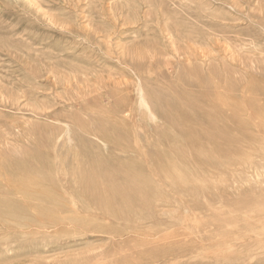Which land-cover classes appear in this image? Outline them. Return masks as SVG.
Here are the masks:
<instances>
[{
	"label": "rangeland",
	"instance_id": "374dc122",
	"mask_svg": "<svg viewBox=\"0 0 264 264\" xmlns=\"http://www.w3.org/2000/svg\"><path fill=\"white\" fill-rule=\"evenodd\" d=\"M263 182L264 0H0V264H264Z\"/></svg>",
	"mask_w": 264,
	"mask_h": 264
},
{
	"label": "bare ground",
	"instance_id": "6f19581e",
	"mask_svg": "<svg viewBox=\"0 0 264 264\" xmlns=\"http://www.w3.org/2000/svg\"><path fill=\"white\" fill-rule=\"evenodd\" d=\"M187 34H188V33H187ZM191 34H192V33H191ZM196 35H197V34H196ZM215 43H216V42H215ZM217 44H218V43H217ZM225 44H226V43H225ZM227 45H228V44H227ZM220 46H221V45H220ZM222 47H223V46H222ZM226 48H227V47H226ZM211 49H212V48H211ZM212 50H213V49H212ZM221 50H222V48H221ZM228 50H229V48H228ZM199 51H200V50H199ZM207 51H208V50H207ZM213 51H214V50H213ZM217 51H218V50H217ZM217 51H216V52H217ZM203 52H204V51H203ZM223 52H224V51H223ZM220 53H221V52H220ZM229 53H230V52H229ZM194 54H195V53H194ZM200 54H201V53H200ZM206 55H207V54H206ZM205 59H206V58H205ZM188 61H189V60H188ZM110 80H111V79H110ZM139 93H140V92H139ZM141 93H142V91H141ZM140 95H141V94H140ZM135 96H136V95H135ZM136 97H137V96H136ZM139 97H140V96H139ZM141 101H142V103L144 102V99H143L142 97H141ZM141 101H140V102H141ZM140 102L138 101L139 104H140ZM146 102H147V101H146ZM142 103H141L140 105H142ZM143 104H144V103H143ZM144 106H145V105H144ZM144 106H143V108H144ZM148 107H149V105H148ZM140 108H141V107H140ZM149 110H150V109H149ZM147 112H148V111H147ZM118 113H119V112H118ZM146 114H147V113H146ZM151 115H152V114H151ZM151 115H150V116H151ZM150 118H151V117H150ZM154 118H155V117H154ZM152 121H153V120H152ZM260 121H261V120H260ZM262 125H263V124H262ZM209 130H210V129H209ZM1 142H2V141H1ZM238 144H239V143H238ZM6 145H7V144H6ZM228 161H230V160H228ZM222 163H223V162H222ZM234 163H235V162H234ZM232 164H233V162H232ZM237 166H238V165H237ZM239 166H240V165H239ZM248 166H249V165H248ZM229 167H230V166H229ZM253 167L255 168V166H253ZM254 168H253V170H255ZM256 169H257V168H256ZM247 170H248V169H246V171H247ZM257 173H258V172H256V174H257ZM247 175H248V174H247ZM257 175H258V174H257ZM251 176H252V175H251ZM251 176L249 177V175H248V178H251ZM246 177H247V176H246ZM246 177L244 176V178H246ZM52 179H53V178H52ZM254 179H255V178H254ZM184 180H185V179H184ZM244 180H245V179H243V181H244ZM254 181H256V180H254ZM247 182H248V181H247ZM263 183H264V182H263ZM257 185H258V184H257ZM255 186H256V185H255ZM259 187H260V186H259ZM239 188H240V187H239ZM230 189H231V188H230ZM228 190H229V189H228ZM255 190H256V189H255ZM219 195H220V194H219ZM262 196H263V195H262ZM219 199H220V198H219ZM245 199H246V198H245ZM259 199H260V198H259ZM256 200H257V199H256ZM160 201H161V200H160ZM164 202H165V201H164ZM174 203H175V202H174ZM261 203H262V202H261ZM254 204H255V203H254ZM252 207H253V205H252ZM160 208H161V207H160ZM161 209H162V208H161ZM163 209H164V208H163ZM163 209H162V210H163ZM175 209H176V208H175ZM183 209H184V208H183ZM184 210H185V209H184ZM187 210H188V209H187ZM166 212H167V211H166ZM184 212H185V211H184ZM156 213H157V212H156ZM156 213H155V214H156ZM162 214H164V213H162ZM165 214H166V213H165ZM166 215H167V214H166ZM261 216H262V215H261ZM261 216H260V217H261ZM247 224H248V223H247ZM248 227H250L249 224H248ZM255 230H256V229H255ZM248 231H249V229H248ZM251 231H252V229H251ZM259 231H260V230H259ZM166 249H167V248H166ZM169 249H172V248H169ZM170 252H171V251H170ZM167 254H168V253H167ZM175 256H176V255H175ZM172 258H173V257H172ZM174 258H176V257H174ZM174 258H173V259H174ZM168 262H169V261H168Z\"/></svg>",
	"mask_w": 264,
	"mask_h": 264
}]
</instances>
